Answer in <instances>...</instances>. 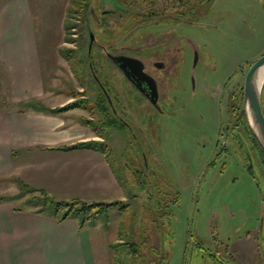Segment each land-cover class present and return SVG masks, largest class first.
<instances>
[{"label": "rangeland", "instance_id": "1", "mask_svg": "<svg viewBox=\"0 0 264 264\" xmlns=\"http://www.w3.org/2000/svg\"><path fill=\"white\" fill-rule=\"evenodd\" d=\"M69 9L62 51L67 62L61 65L56 56L42 59L43 77L54 92L64 89L77 97L80 88L87 97L75 99L92 101L98 85L89 70L95 57H88L87 47L90 33L98 41H110L108 24L103 31L94 22V15L109 4L71 0ZM212 9L209 23L180 26L191 38L196 58L187 52L173 101L161 103L163 112L151 110L148 122L139 120L142 134L105 127L96 110L95 124L106 139L103 149L123 176L124 198H108L106 203H119L91 218L90 224L108 229L111 241L118 236L134 243L140 252L133 257L127 244L112 242L111 264H264V157L248 130L233 126L230 111V91L264 54V0H214ZM105 17L109 21L110 15ZM54 32L44 30V38L49 40ZM90 51L94 55L95 48ZM103 83L110 95L119 89V83ZM124 91L122 96L134 106V92L126 96ZM237 98L242 104L240 93ZM8 102L6 87L0 85V107ZM134 168L144 170L146 186L138 182ZM18 182L20 208L65 212V206L55 207L60 199Z\"/></svg>", "mask_w": 264, "mask_h": 264}, {"label": "crops", "instance_id": "2", "mask_svg": "<svg viewBox=\"0 0 264 264\" xmlns=\"http://www.w3.org/2000/svg\"><path fill=\"white\" fill-rule=\"evenodd\" d=\"M70 2L0 0V85L10 103L0 107V264H111L110 245L120 241L118 236L111 241L108 229L90 224L91 218L82 224L72 217L58 221L37 206H18L21 180L60 200L124 198L123 176L103 149L106 139L95 124V101L53 111L87 96L80 88L77 97L64 89L54 92L43 77L42 59L67 62L62 51ZM50 29L56 35L49 41L44 30ZM90 141L96 146L66 147Z\"/></svg>", "mask_w": 264, "mask_h": 264}, {"label": "flooded vegetation", "instance_id": "3", "mask_svg": "<svg viewBox=\"0 0 264 264\" xmlns=\"http://www.w3.org/2000/svg\"><path fill=\"white\" fill-rule=\"evenodd\" d=\"M213 1L103 0V3L109 4V9L94 15V22L103 31L108 26L111 42L98 41L93 36L90 48L87 47V54L90 59L95 57V63H89V67L93 80L98 85L97 96L102 94L106 98L111 119L122 130L125 127L127 131L135 129L136 133L142 134L139 120L148 122V118L152 117H148L151 110L163 112L161 103L168 104L174 99L173 91L179 82L177 76L183 65V58L189 51L195 58L197 54L191 38L181 33L180 26L209 23L215 14L212 9ZM106 14L110 15L109 21L105 20ZM106 24L108 25L105 27ZM120 28L123 29L119 30ZM92 47L95 48L94 55L90 51ZM244 75L245 71L230 91L233 99L230 111L234 127H238L240 121L237 96L239 93L242 96ZM103 80L119 83V89L114 95H110ZM122 91L126 96L134 92V106L122 96ZM100 104L96 105V110L102 124ZM126 106L131 107L132 112ZM134 109L138 111L134 112ZM241 130L244 131L243 128Z\"/></svg>", "mask_w": 264, "mask_h": 264}, {"label": "trees", "instance_id": "4", "mask_svg": "<svg viewBox=\"0 0 264 264\" xmlns=\"http://www.w3.org/2000/svg\"><path fill=\"white\" fill-rule=\"evenodd\" d=\"M92 67H93V65H92ZM89 70H90V67H89ZM263 95H264V85H263L262 96H261V105H262V110H263V113H264V98H263ZM81 101L82 100H80L78 102L77 101L76 102L75 101L74 102H70L67 105L63 106V107L53 109V111H61V110H67V109H71L73 107H77V106H79ZM94 101H95V104L92 105V106H94V108L95 107L97 108L96 105L101 103L100 104L101 105L100 108L102 110L101 111V115H102V118H103V123L102 124L105 127H108V128L111 127V128H115V129H121L122 127L120 125H117L116 122L111 119V110H110V107H109V104H108V101L106 100V98L102 97V94H101V96L100 97L97 96ZM29 104L32 105V106H36L37 107L36 103H34V102H31ZM239 104H240L239 105V108H240V112H239L240 121H239L238 125L242 126V128H244V129L248 130V132L251 134L253 143L255 144L257 149L262 153V155L264 157V151L262 150L261 146L257 142L256 138L253 136L252 131L250 130V128H249V126L247 124V120H246L245 114H244V112L242 110L241 103H239ZM92 106L91 107L89 106V108H92ZM122 131L125 132L126 134H128L127 130H125L124 128H123ZM93 146H96V144L94 145L93 142L90 141V142H76V143H74L72 145H69V146H66V147L73 149V148H83V147H93ZM137 157L139 159V163H142L143 162L142 161L143 160L142 154H141V157L140 156H137ZM134 172L136 173V175L138 174V178H139L138 182L142 183L144 186H146L147 182L144 179L145 178L144 170L142 168H134L133 173ZM33 191H34V189H33ZM118 203H119V201L107 202L106 203V202H85V201H82L80 199H71L69 201L57 200V201H55L56 209L60 210L62 207L65 206L66 207L65 208V212L63 214H61V215H58L57 213L56 214L52 213V214L56 216L58 221H63V220H65L68 217H72V218H78L79 219V223L82 224L85 221L89 220L90 218H93L96 215L104 212L108 207L117 206ZM122 208L123 207H121L120 209H122ZM74 210H75V213H73ZM79 215L82 216V219L80 218ZM117 244H127V243L122 241V240H120L119 242H117ZM133 244L134 243L127 244V247L129 246V250L128 251L131 252L133 257L139 256L140 255L139 249L133 248L132 247Z\"/></svg>", "mask_w": 264, "mask_h": 264}, {"label": "water", "instance_id": "5", "mask_svg": "<svg viewBox=\"0 0 264 264\" xmlns=\"http://www.w3.org/2000/svg\"><path fill=\"white\" fill-rule=\"evenodd\" d=\"M93 34L90 33V48ZM264 85V54L250 64L243 83L242 107L253 136L264 151V113L261 105Z\"/></svg>", "mask_w": 264, "mask_h": 264}]
</instances>
